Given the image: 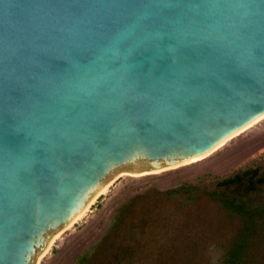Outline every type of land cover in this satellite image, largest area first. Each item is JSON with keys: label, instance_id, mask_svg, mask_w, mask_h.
<instances>
[{"label": "water", "instance_id": "1", "mask_svg": "<svg viewBox=\"0 0 264 264\" xmlns=\"http://www.w3.org/2000/svg\"><path fill=\"white\" fill-rule=\"evenodd\" d=\"M263 113L264 0H0V264Z\"/></svg>", "mask_w": 264, "mask_h": 264}, {"label": "rangeland", "instance_id": "2", "mask_svg": "<svg viewBox=\"0 0 264 264\" xmlns=\"http://www.w3.org/2000/svg\"><path fill=\"white\" fill-rule=\"evenodd\" d=\"M224 142L209 154L176 167L143 174L130 173L133 170L120 172L119 177L94 200L86 213L59 235L40 258L39 264H76L79 256L90 255L109 233L120 209L133 197L149 189L162 191L183 184L213 189L223 178L264 166V117ZM253 198L264 201V186L258 189ZM157 213V221L151 224V228L156 230L158 242L151 243V258L159 264L179 261L181 256L173 249V243L182 246L188 242L187 238L196 244L198 252L193 254L190 250L184 255L196 256L203 263L219 264L225 245L238 227V222L220 212L216 203L207 196H202L196 204L183 200L176 205L160 207L154 211V214ZM202 238H205L204 244L198 243ZM123 243L128 246L127 241ZM162 245L165 251L160 253ZM257 252V261L264 264V240Z\"/></svg>", "mask_w": 264, "mask_h": 264}, {"label": "trees", "instance_id": "3", "mask_svg": "<svg viewBox=\"0 0 264 264\" xmlns=\"http://www.w3.org/2000/svg\"><path fill=\"white\" fill-rule=\"evenodd\" d=\"M262 186L264 166L259 165L219 180L213 189L193 184L162 191L149 189L133 197L120 209L109 233L90 255L79 256L76 264H159L151 258V243L158 242V234L151 228L158 218V213L154 214V211L183 200L196 204L202 196L209 197L220 212L238 222L219 264H262L257 261V249L264 240V201L253 198ZM204 239L198 243L204 244ZM187 240L182 246L173 243V249L181 256L175 264H209L199 261L196 256L184 255L190 250L193 254L198 252L196 244ZM123 241L128 242L127 247ZM160 248V253H163L164 246Z\"/></svg>", "mask_w": 264, "mask_h": 264}, {"label": "bare ground", "instance_id": "4", "mask_svg": "<svg viewBox=\"0 0 264 264\" xmlns=\"http://www.w3.org/2000/svg\"><path fill=\"white\" fill-rule=\"evenodd\" d=\"M262 117H264V113L263 114H261L260 116H258L257 118H255L254 120H252L251 122H249L248 124H246L245 126H243L242 128H240V129H238L237 131H235L234 133H232L230 136H228L226 139H228L229 137H233L234 135H237L238 133H241L242 131H244V130H246L248 127L250 128V126H252L254 123H256L258 120H260ZM226 139H224L222 142H220L215 148H213L212 150H210L209 152H207L206 154H203V155H201V156H196L195 158H193V159H191V160H188V161H186V162H183V163H181V164H179V165H182V164H184V163H188V162H190V161H192V160H196V159H198V158H200V157H203V156H205V155H207V154H209L210 152H212L214 149H216L219 145H223L225 142V140ZM176 166H178V165H176ZM176 166H174V167H176ZM172 168V167H171ZM165 170V169H164ZM157 171H161V170H155V171H152V172H157ZM131 173V172H130ZM144 173V172H143ZM146 173H150L149 171H147ZM124 174V173H123ZM135 174V173H134ZM116 178H114V179H112L109 183H107L104 187H102V189H101V191L99 192V194L97 195V197L99 196V195H101V194H103V193H105L108 189H109V187L112 185V183L114 182V180H115ZM97 197H95V199L97 198ZM95 199H93V201L92 202H90V204L69 224V226H68V228L75 222V221H77L78 219H80L85 213H86V211H87V209L89 208V206L94 202V200ZM67 230V229H66ZM62 232H59L55 237H54V239L52 240V242L50 243V245H49V247L44 251V253L40 256V258L43 256V255H45L47 252H48V250L50 249V247L52 246V244L55 242V240L59 237V235L61 234Z\"/></svg>", "mask_w": 264, "mask_h": 264}]
</instances>
